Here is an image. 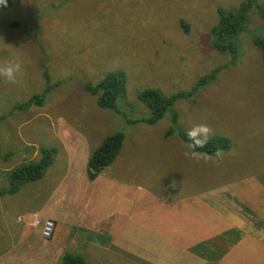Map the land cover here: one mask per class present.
Segmentation results:
<instances>
[{"label":"rangeland","instance_id":"obj_1","mask_svg":"<svg viewBox=\"0 0 264 264\" xmlns=\"http://www.w3.org/2000/svg\"><path fill=\"white\" fill-rule=\"evenodd\" d=\"M246 1L8 0L7 7L0 5V63L20 64L16 83L0 77V191L9 186L8 172L36 162L42 149L55 150L52 168L44 175L55 172L25 185L31 186L29 196L38 195L41 201L74 171L94 185L66 186L50 198L49 206L59 202L67 216L74 206L83 208V216L86 207L99 206L102 188L126 198L140 186L142 213L165 200L213 189L264 186V63L254 42H264V0H250L243 12L234 52L212 47L219 12H239ZM112 73L122 77L115 87L120 92L116 110L101 109L85 88L101 85ZM211 75V81L199 86ZM145 91L165 99L192 94L176 99L162 119L149 125L141 122L152 114L140 98ZM35 96L40 104L14 109ZM202 123L212 128L210 139L231 141L229 151L207 162L186 157L188 149L179 137ZM116 133L124 135L117 158L90 180L87 159ZM72 150L78 170L67 165ZM6 198L0 199L4 208ZM108 206L115 204L109 200ZM73 230L85 237V231ZM10 232L15 236L16 227ZM5 236L0 250L10 236L0 228V237ZM91 239L71 238L76 249L68 255L82 257L85 264H129L127 256L121 263L109 255L89 262L90 250L79 244ZM68 255L57 254L51 262L62 264Z\"/></svg>","mask_w":264,"mask_h":264},{"label":"crops","instance_id":"obj_2","mask_svg":"<svg viewBox=\"0 0 264 264\" xmlns=\"http://www.w3.org/2000/svg\"><path fill=\"white\" fill-rule=\"evenodd\" d=\"M75 153L70 151L67 165L78 170ZM78 173L66 175L41 201L38 195L29 196L31 186L7 194L6 208L0 201V228L10 233L8 245L0 250V264H60L51 259L76 249L71 240L74 236L92 238L79 244L90 250L89 262L109 255L121 263L127 256L129 264H264V186L213 189L165 200L142 213L140 186L126 198L102 188L99 206L93 205L90 211L86 207L85 216L83 208L74 206L67 216L59 210V202L49 205L66 186H94L85 182L86 175ZM109 200L115 204L113 209L108 206ZM34 218L54 221L51 239H43L31 225ZM13 226L15 236L10 232ZM75 227L85 231V237L77 234ZM3 238L6 236L0 240Z\"/></svg>","mask_w":264,"mask_h":264},{"label":"trees","instance_id":"obj_3","mask_svg":"<svg viewBox=\"0 0 264 264\" xmlns=\"http://www.w3.org/2000/svg\"><path fill=\"white\" fill-rule=\"evenodd\" d=\"M8 5V4H7ZM252 5V1L247 0L246 4H242L240 11H220L221 17L220 24L213 30L214 41L212 47L218 52H234L236 38L243 31L244 20L243 12L246 11L248 6ZM261 10V9H260ZM264 18V15H262ZM187 30L186 24H181ZM255 44L258 46L262 60L264 63V42L259 39H255ZM213 75L201 79L199 86H204L213 79ZM122 83V77L120 73H112L106 76L105 81L96 87L87 86L85 91L97 97V105L101 109L116 110L115 101L119 96L115 87ZM101 89L102 91L98 90ZM48 93V89L45 90ZM192 93H181L170 98H163L154 91H145L141 94L140 98L144 105L151 109V117L141 122H146L149 125L155 124L157 121L163 118L166 111L171 108L178 98L190 97ZM32 104H40V98L34 97L28 101L25 105L15 106L14 109L22 111L27 109ZM119 114V112L116 111ZM176 122V118H174ZM171 132H167L170 135ZM179 137L184 142H187V135L180 133ZM124 135L122 133H116L110 135L105 139L89 156L86 166V174L90 180H94L106 167L110 166L117 158L119 150L122 146ZM97 144V143H96ZM231 148V141L224 136H215L209 140V144L199 149L201 152L209 153L210 156H215L217 152L229 151ZM41 148H39L40 150ZM54 149H42L40 151V158L36 162H30L27 165H19L12 169L7 174L9 186L7 189L0 191V196L16 193L21 186L31 185L35 182L41 181V179L49 178L44 175L47 168L52 166V159ZM48 170V169H47ZM47 172V171H46ZM46 174V173H45ZM62 264H85L84 260L80 256H65Z\"/></svg>","mask_w":264,"mask_h":264},{"label":"clouds","instance_id":"obj_4","mask_svg":"<svg viewBox=\"0 0 264 264\" xmlns=\"http://www.w3.org/2000/svg\"><path fill=\"white\" fill-rule=\"evenodd\" d=\"M7 4H8V0H0V5L7 7ZM19 71H20L19 63H12V62L0 63V77H3L4 80L8 83H16V74ZM212 134H213L212 128L205 123L196 124L190 129H188L186 133L187 142L184 145L186 149H188V151H186L184 155L197 162H199L201 159L207 162L209 159H211V156L209 155V153L199 151V149H203L209 144V140ZM216 155L219 156L220 153L217 152ZM35 219L36 218H34V220ZM45 240H49V239H45Z\"/></svg>","mask_w":264,"mask_h":264},{"label":"built area","instance_id":"obj_5","mask_svg":"<svg viewBox=\"0 0 264 264\" xmlns=\"http://www.w3.org/2000/svg\"><path fill=\"white\" fill-rule=\"evenodd\" d=\"M34 228L38 229L40 232V235L44 239H50L53 235L54 229H55V224L52 220H40L36 218L32 224Z\"/></svg>","mask_w":264,"mask_h":264}]
</instances>
